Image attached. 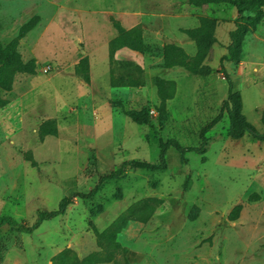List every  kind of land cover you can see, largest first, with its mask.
Returning a JSON list of instances; mask_svg holds the SVG:
<instances>
[{
  "label": "rangeland",
  "instance_id": "rangeland-1",
  "mask_svg": "<svg viewBox=\"0 0 264 264\" xmlns=\"http://www.w3.org/2000/svg\"><path fill=\"white\" fill-rule=\"evenodd\" d=\"M33 16L39 20L17 49L24 61L34 60L35 72L16 74L2 95L0 215L31 225L62 197L92 190L101 175L124 173L89 198L74 197L31 233L1 227L0 264H53L63 250L79 259L99 252V234L150 197L160 203L149 219L128 220L117 233L126 251L96 264H264V141L230 138L225 112L207 131L203 153L170 149L162 170L126 165L157 162L161 140L199 144L200 129L227 96L219 59L235 8L191 0H0V43ZM205 16L217 20L213 55L204 60L210 73L162 67L164 44L195 54V40L183 30ZM120 26L140 33L151 51L109 53ZM223 64L243 113L264 131V17L246 33L239 60ZM162 79L176 84L171 99L157 94ZM130 109L145 110L149 121L133 122Z\"/></svg>",
  "mask_w": 264,
  "mask_h": 264
},
{
  "label": "trees",
  "instance_id": "trees-1",
  "mask_svg": "<svg viewBox=\"0 0 264 264\" xmlns=\"http://www.w3.org/2000/svg\"><path fill=\"white\" fill-rule=\"evenodd\" d=\"M197 6L202 7L207 4H230L237 12L234 21V27L229 30V44L226 52L221 55L220 71L223 74L227 84V96L220 105V110L216 116L206 123L199 132L200 142L195 146H183L177 139L169 138L159 142V154L157 162H148L143 160H130L126 163L129 168L162 170L167 167L166 154L170 149H174L180 153L195 152L203 153L207 144L206 133L213 125H215L225 112L228 118V136L232 139H240L244 135H250L258 141H264V131L258 130L243 113V105L240 93L235 90L234 82L230 74L224 67V62L237 61L242 50V43L246 33L257 26L264 17V0H191ZM249 14L246 15L245 13ZM38 16H33L25 24L21 26L17 35L6 44L0 43V108L8 103V99L4 98L3 93L9 92L12 88L13 80L18 73L33 74L35 72L34 60L24 61L17 47L21 38L32 29L38 22ZM217 20L212 17H199V24L194 28L184 29L183 31L195 40L196 52L193 56H189L182 47L167 43L162 46V62L164 68L174 66H182L195 74L206 76L210 73V65L204 63V60H210L213 55V44L217 41L215 36ZM128 48L140 53L149 52L151 48L147 45L140 33L134 29L118 28V33L109 42V53L119 48ZM86 60V57L83 58ZM176 92V84L172 80L162 79L157 84V94L162 99H171ZM115 104L121 106V102L114 101ZM125 114L135 123L142 124L149 121V115L145 110H125ZM264 124V115L262 116ZM124 173V169L113 171L101 175L92 190L87 193L78 192L73 196H64L59 201L57 208L53 210H41L37 219L31 225L18 221L8 215H0V229L3 226H10L19 232L31 233L43 221L54 218L63 214L67 205L72 203L74 197L89 198L96 191L99 185L106 179L120 177ZM139 202L129 207L123 214L119 215L105 230L99 234V246L101 251L91 252L79 259L75 254L69 253V250H63L54 257L53 264H96L100 261H111L118 252H125L126 249L117 241V233L127 223L128 220L147 221L154 213L160 200L154 197ZM154 204H149L147 201ZM240 210V205L234 206L231 211V219H235ZM191 218H195L191 216Z\"/></svg>",
  "mask_w": 264,
  "mask_h": 264
},
{
  "label": "built area",
  "instance_id": "built-area-1",
  "mask_svg": "<svg viewBox=\"0 0 264 264\" xmlns=\"http://www.w3.org/2000/svg\"><path fill=\"white\" fill-rule=\"evenodd\" d=\"M47 68H49V66L47 65L45 68H44V70H46Z\"/></svg>",
  "mask_w": 264,
  "mask_h": 264
},
{
  "label": "crops",
  "instance_id": "crops-1",
  "mask_svg": "<svg viewBox=\"0 0 264 264\" xmlns=\"http://www.w3.org/2000/svg\"><path fill=\"white\" fill-rule=\"evenodd\" d=\"M246 13H247V12H246ZM246 13H245V14H246ZM246 15H248V14H246Z\"/></svg>",
  "mask_w": 264,
  "mask_h": 264
}]
</instances>
